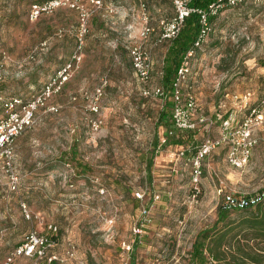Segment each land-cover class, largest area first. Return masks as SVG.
Masks as SVG:
<instances>
[{
  "label": "rangeland",
  "instance_id": "rangeland-1",
  "mask_svg": "<svg viewBox=\"0 0 264 264\" xmlns=\"http://www.w3.org/2000/svg\"><path fill=\"white\" fill-rule=\"evenodd\" d=\"M140 1L103 0V6L91 14L81 60L60 91L37 108L32 126L17 137L21 173L17 190L7 187L0 160V264L29 229L43 230L50 221L59 230L48 257H62L73 245L83 264L88 256L102 264H122L126 254L120 245L124 240L133 243L128 255L135 264H185L196 232L216 220L227 195L251 196L264 189V122L242 166H229L221 148L203 158L196 193L186 156L202 134L174 130L182 135L181 145L173 143L171 135L165 138L170 141L160 143L165 126L159 112L164 100L144 95L142 87L162 83L159 70L166 42H158L157 37L159 20L172 12L171 0H142L154 26L144 40L153 60L149 81L137 78L123 47L121 62L113 59L110 49L109 40L116 35L122 41L137 38ZM29 2L0 0V48L8 53L0 90L24 98L38 93L56 68L70 58L78 26L75 10L64 7L30 20ZM107 5L116 11H109ZM43 38H49L47 47L33 51ZM262 59L264 0L223 5L212 18L204 41L189 56V83L197 112L212 119L216 113L244 114L264 90ZM102 76L108 81L99 110L93 112L83 92L91 94ZM244 92L250 93L249 99L231 95ZM52 104L58 106L56 111L47 109ZM95 116L102 119L98 129L89 121ZM217 128L215 120L210 133L215 134ZM179 148H184V156L177 155ZM154 194L158 195L155 199ZM20 199L28 206L29 218L22 213ZM142 206L150 207L148 221L135 234L132 226L140 218ZM222 214L223 221L234 224L244 212L224 208ZM75 260L66 258L64 264ZM31 262L32 258L19 256L11 264Z\"/></svg>",
  "mask_w": 264,
  "mask_h": 264
},
{
  "label": "built area",
  "instance_id": "built-area-1",
  "mask_svg": "<svg viewBox=\"0 0 264 264\" xmlns=\"http://www.w3.org/2000/svg\"><path fill=\"white\" fill-rule=\"evenodd\" d=\"M188 1L171 0V14L159 20L157 41L162 42L173 38L178 33L184 18L189 12L194 11L198 14L199 27L191 46L186 50L175 67L167 87L161 83L152 88L142 87V91L147 95L159 96L162 100L167 96L170 98L171 126L164 128V133L160 137L161 144L165 142V138L168 135L174 133V130H199L201 132L202 136L195 149L186 156L190 165V180L193 188L197 191V183L202 173L203 158L213 149L221 148L224 150L225 162L231 167H240L248 160L253 147L257 143L256 131L264 122V91L255 103L246 107L245 113L238 119L230 113L225 116L216 113L213 119L197 113L196 96L189 83L191 73L189 56L193 53V49L204 41L210 29L207 16L216 14L223 5L235 4L239 0H212L205 9L191 7L188 5ZM102 6L103 0H44L42 2H32L29 5L28 18L30 20H35L44 14H50L61 7L75 10L78 16V26L75 33L76 47L66 63L55 72L38 93L24 99L21 96L5 95L0 90V160L7 179V187L10 190H17L20 183V174L15 164V140L23 131L32 126L37 108L43 106L48 98L59 92L62 84L71 76L75 64L82 57L84 38L89 30V18L95 10ZM108 9L112 11L114 9L113 5L109 6ZM137 18L140 21L137 38L122 41L119 37H116L112 40V47L115 49L120 44L127 51L137 78L142 82H147L152 77L153 60L150 50L144 44V40L152 33L154 26L150 23L148 7L142 0L139 2ZM56 34L61 36L62 29H58ZM48 43L49 38H43L33 51L45 49ZM29 56L30 58L34 57L33 54ZM5 58V52L0 51V82L2 80ZM159 74L162 76V69L159 70ZM107 81V77L102 76L100 84L95 87L91 94L86 91L83 92V95L90 100L89 108L93 112L99 110V100ZM231 95L242 100L249 99L250 93L244 92L240 95L241 97L238 94ZM75 97L73 96V98ZM47 109L56 111L58 106L52 104ZM215 120H218V128L215 134H211L210 127ZM89 121L93 129H98L102 123V119L99 116L90 118ZM177 155H185L184 148H179ZM136 195L142 196V193L136 191ZM157 197L158 195L154 194V199ZM258 198L257 193L249 197L227 195L222 208L232 209L235 206H244ZM19 204L24 216L29 218L30 212L25 200L20 199ZM140 210V218L132 226L135 234L140 233L145 222L148 221L147 216L149 215L150 207L142 206ZM58 229V225L53 221L48 222L43 230L29 229L23 240L16 244L5 256L3 264H11L19 256L32 258L31 264H64L63 257L47 256V252L56 244V238L53 235L57 233ZM120 247L123 254H126L122 258V264H127L129 261L128 252L132 250L133 243L122 241ZM73 248L74 246L71 245L66 249V257H74L75 251Z\"/></svg>",
  "mask_w": 264,
  "mask_h": 264
},
{
  "label": "trees",
  "instance_id": "trees-1",
  "mask_svg": "<svg viewBox=\"0 0 264 264\" xmlns=\"http://www.w3.org/2000/svg\"><path fill=\"white\" fill-rule=\"evenodd\" d=\"M29 1L30 5L32 2H42L44 0ZM211 1L212 0H189L188 5L191 7L205 9L207 7V4ZM218 11L216 12V14L218 13ZM216 14L207 16L208 22L210 24L212 18ZM198 27L199 23L197 12H189V14L184 18V21L178 33L173 38L164 40L166 42V47L162 59L163 74L161 76V81L165 87H167L170 83L175 67L177 66L181 57L191 46ZM260 61L261 64L264 65V59ZM65 63L66 62L60 64L56 68L54 73L48 78V80ZM143 94L147 95L145 93ZM256 100L252 101L250 104L255 103ZM170 105L171 101L170 98L167 96L164 99V103L162 104L163 109L159 112V120L164 123L165 128L171 126ZM182 131L194 132L191 130ZM171 136L174 137L170 138L173 143L181 145L182 135L176 133L175 131ZM170 139L168 138L165 141H170ZM149 163L151 162L149 161ZM193 192H198V189L197 191H195V189L193 188ZM257 194L259 196L257 200L249 202L247 205L244 206H235L232 208V210L234 209L237 211L244 212V215H242L234 224H230V221L228 220L223 221L224 215L222 214V212L224 208L221 209V207L219 206L216 220H214V222H212L209 226H204L196 232L195 237L191 243L190 250L188 251L189 253L187 257V262L185 264H264V189ZM245 197L249 196L246 195ZM218 222H220L219 225L223 227H218ZM57 235L58 231L53 236L56 238ZM12 248L6 252L5 256L12 250ZM87 264L102 263L97 262L91 256H88ZM127 264H135L134 258L132 257Z\"/></svg>",
  "mask_w": 264,
  "mask_h": 264
},
{
  "label": "crops",
  "instance_id": "crops-1",
  "mask_svg": "<svg viewBox=\"0 0 264 264\" xmlns=\"http://www.w3.org/2000/svg\"><path fill=\"white\" fill-rule=\"evenodd\" d=\"M117 2H119V0H117ZM119 3H122V2H119ZM110 6V5H109ZM108 5H107V7H109ZM114 7H116L117 8V6H114ZM112 11H116V9L114 8ZM111 11V12H112ZM105 33L104 32H100V34L99 35H104ZM116 37H118L117 35L116 36H114V37H112L109 41L112 43V40L114 39V38H116ZM121 45L119 44L118 45V47L117 48H110L111 49V51H113V59L116 61L117 60V62H121V60H120V58L119 57H121L122 56V58H124V50H120L121 49ZM0 51H3V52H5V54H6V56H7V51L5 50V49H2V48H0ZM118 51H119V54H118ZM123 51V53L121 54V52ZM163 56V55H162ZM162 69V68H161ZM160 69V70H161ZM197 113H199V112H197ZM242 116V115H241ZM240 116V117H241ZM238 119V118H237ZM16 142H17V138H16V140H15V152H16ZM15 164H16V168H17V170H18V172H19V174H21L20 173V170L18 169V166H17V157H15ZM124 241V240H123ZM55 256H57V257H59L58 255H55ZM60 256H62L61 254H60ZM64 259H66V258H69V257H66V254H64V256H62ZM74 257H75V262L74 263H72V264H83L85 261L83 260V258H77V256H75L74 255Z\"/></svg>",
  "mask_w": 264,
  "mask_h": 264
}]
</instances>
